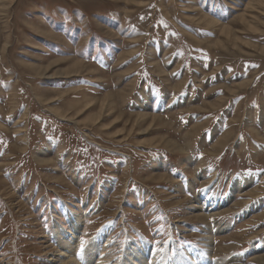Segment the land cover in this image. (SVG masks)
<instances>
[{"label": "rangeland", "instance_id": "374dc122", "mask_svg": "<svg viewBox=\"0 0 264 264\" xmlns=\"http://www.w3.org/2000/svg\"><path fill=\"white\" fill-rule=\"evenodd\" d=\"M70 237L264 264V0H0V264Z\"/></svg>", "mask_w": 264, "mask_h": 264}, {"label": "bare ground", "instance_id": "6f19581e", "mask_svg": "<svg viewBox=\"0 0 264 264\" xmlns=\"http://www.w3.org/2000/svg\"><path fill=\"white\" fill-rule=\"evenodd\" d=\"M220 203H221L220 200L211 202L210 208L208 210H211V208L216 207ZM72 219L73 221L70 220L72 233L76 234V232H78V223H76L77 217L73 215ZM102 236H103L102 233L99 234L100 244L103 245V242H105L106 239L104 238L103 240ZM209 236L210 237L206 239L208 241L207 244H211L212 242V240L210 239L212 235ZM96 237H98V235ZM73 240H74L73 237H70L63 241L65 244L63 245V249L62 248L60 249L61 252L59 253L61 257L60 258L61 264H104V261L106 259L104 257H107V255H104L92 248L91 250H89V254L86 256L87 248L80 246L78 250L74 249ZM210 240L211 242H209ZM93 245L95 247H101L96 242H94ZM125 252L127 258L125 260H119L118 263L126 264L128 261H130V264H186V260L181 254L177 253V255L172 257V259H167V256L164 255V252H160L158 249L151 248L148 243H145L143 241L141 244L135 242L134 246L131 248H126ZM66 253L68 255H66ZM92 254H94L95 256H92ZM204 254L205 253L200 252L199 257L201 259V262L198 264H207V261L204 258L205 256ZM82 256L85 257L81 258ZM80 259H82V261ZM216 263L218 264L220 262L217 261L214 264Z\"/></svg>", "mask_w": 264, "mask_h": 264}]
</instances>
